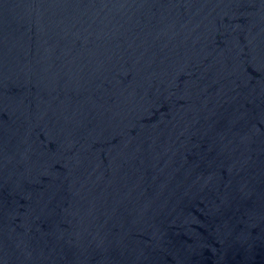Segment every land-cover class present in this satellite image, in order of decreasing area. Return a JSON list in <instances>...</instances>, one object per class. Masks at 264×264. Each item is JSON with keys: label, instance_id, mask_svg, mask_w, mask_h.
<instances>
[{"label": "water", "instance_id": "obj_1", "mask_svg": "<svg viewBox=\"0 0 264 264\" xmlns=\"http://www.w3.org/2000/svg\"><path fill=\"white\" fill-rule=\"evenodd\" d=\"M0 264H264V0H0Z\"/></svg>", "mask_w": 264, "mask_h": 264}]
</instances>
